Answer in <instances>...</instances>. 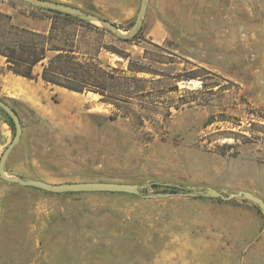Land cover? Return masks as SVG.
Segmentation results:
<instances>
[{
    "label": "rangeland",
    "instance_id": "rangeland-1",
    "mask_svg": "<svg viewBox=\"0 0 264 264\" xmlns=\"http://www.w3.org/2000/svg\"><path fill=\"white\" fill-rule=\"evenodd\" d=\"M53 1L124 33L141 3ZM32 6L0 0L9 23L47 30V13ZM138 32L126 43L106 35L161 73L128 116L112 119L114 107L98 94L39 76L0 95L22 126L6 174L147 183L145 194L211 186L264 200V0H148ZM100 59L126 68L110 53ZM0 119L9 143L14 128L1 111ZM0 264H264V218L248 200L52 193L0 178Z\"/></svg>",
    "mask_w": 264,
    "mask_h": 264
},
{
    "label": "trees",
    "instance_id": "trees-1",
    "mask_svg": "<svg viewBox=\"0 0 264 264\" xmlns=\"http://www.w3.org/2000/svg\"><path fill=\"white\" fill-rule=\"evenodd\" d=\"M32 7L41 10L42 14L47 13L44 14L49 19L47 30L37 31L11 24L9 15L0 12V56L4 58L8 71L27 79L39 76L46 83L70 91L98 94L102 102L114 107L112 119L128 116L134 99L151 94L153 84L160 79L156 76L161 73L139 59H132L124 48L106 39L111 33L118 43L132 42L139 32L130 38H120L105 27L76 16ZM102 52L126 61V68L104 63L100 59ZM37 65L40 72L35 71ZM140 74H149L150 78ZM195 77L189 75L185 80ZM0 111L14 128L11 118L3 109ZM163 188L162 192L178 191L175 186Z\"/></svg>",
    "mask_w": 264,
    "mask_h": 264
},
{
    "label": "water",
    "instance_id": "water-1",
    "mask_svg": "<svg viewBox=\"0 0 264 264\" xmlns=\"http://www.w3.org/2000/svg\"><path fill=\"white\" fill-rule=\"evenodd\" d=\"M28 4L36 7L52 9L72 16H76L80 19L95 23L99 26L105 27L120 38H130L135 35L142 23L144 13L146 11L148 0H141L139 9L137 11L135 20L127 33H124L116 24L110 22L100 16L82 10L80 8L64 4L53 0H22ZM0 108H2L7 115L11 118L14 125V135L11 141L4 148L0 156V178L10 183L19 184L22 186H31L47 192L52 193H65V192H120L130 193L138 196H144L147 198L167 197L170 195L184 196V197H208L214 199H220L228 201L231 199L248 200L252 202L260 211L264 218V200L258 195L247 191L240 190L237 192H229L225 189H217L211 186H190L187 190H178L176 192H156L154 194H145L143 190L148 186L147 183L137 184L128 182H116V181H83V182H64L53 183L42 179L25 178L21 176L7 175L5 172V162L14 148L19 142L22 126L17 112L0 97Z\"/></svg>",
    "mask_w": 264,
    "mask_h": 264
},
{
    "label": "crops",
    "instance_id": "crops-1",
    "mask_svg": "<svg viewBox=\"0 0 264 264\" xmlns=\"http://www.w3.org/2000/svg\"><path fill=\"white\" fill-rule=\"evenodd\" d=\"M16 79H20L22 81V85L25 84L26 81H31L33 79H27L18 75L13 74L5 68V61L2 56H0V95L1 94H12L16 89L14 88L15 83H17ZM25 81V82H24ZM8 132L7 125L0 119V154L3 150V147L8 143Z\"/></svg>",
    "mask_w": 264,
    "mask_h": 264
}]
</instances>
